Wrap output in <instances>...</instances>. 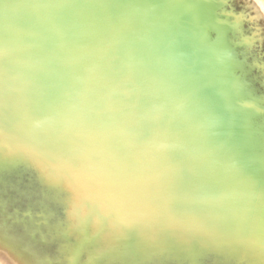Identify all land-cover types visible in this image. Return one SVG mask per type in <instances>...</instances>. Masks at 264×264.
<instances>
[{
  "label": "water",
  "instance_id": "1",
  "mask_svg": "<svg viewBox=\"0 0 264 264\" xmlns=\"http://www.w3.org/2000/svg\"><path fill=\"white\" fill-rule=\"evenodd\" d=\"M259 17L234 0H0V219L29 255L264 264ZM15 190L46 213L10 212Z\"/></svg>",
  "mask_w": 264,
  "mask_h": 264
},
{
  "label": "rangeland",
  "instance_id": "2",
  "mask_svg": "<svg viewBox=\"0 0 264 264\" xmlns=\"http://www.w3.org/2000/svg\"><path fill=\"white\" fill-rule=\"evenodd\" d=\"M234 3L237 4V8L239 10H245L247 14L253 17L256 16V14L260 16L259 23L263 28L261 31V35L263 36L262 51L264 52V0H234ZM251 26L254 27V24H251ZM21 199L22 198L20 194H18L16 190L11 193V202H13L14 205L10 209V212H13L16 209H19L21 212L26 209H30L35 213H46V207L40 205L38 206L34 197L29 200ZM66 231L67 230H65V232ZM65 232L64 234L66 238L64 239V242L68 243L67 239H69V237L67 232ZM16 233L17 232H15L14 229L8 226V221H6L4 218L0 219V249L4 247L9 252V255L7 256L2 252V250H0V264H39L41 262L40 258L38 259V257L36 258L35 255H29L27 253L28 248L31 247L32 244H28L23 233L21 234L20 232L19 235ZM70 250L71 249H69V251ZM68 255L69 253H67V256Z\"/></svg>",
  "mask_w": 264,
  "mask_h": 264
},
{
  "label": "flooded vegetation",
  "instance_id": "3",
  "mask_svg": "<svg viewBox=\"0 0 264 264\" xmlns=\"http://www.w3.org/2000/svg\"><path fill=\"white\" fill-rule=\"evenodd\" d=\"M235 4V3H234ZM235 6H237V4H235ZM239 10V9H238ZM259 25H261L260 23H259ZM254 26L256 27V25L254 24ZM261 27H262V25H261ZM262 30H263V28H262ZM24 216H22L21 217V220H23L24 218H23ZM39 217V216H38ZM23 218V219H22ZM26 220H27V218H25ZM31 219V217L29 218V220ZM49 219V220H48ZM48 219H45V218H35V221H37V222H40L41 223V226H43V225H45V223L46 222H51V221H53L54 223H53V226H55V224H56V226L58 227V226H60V224H62V221L60 220V219H50V218H48ZM24 221V220H23ZM57 235V234H56ZM53 236H55V234L53 235Z\"/></svg>",
  "mask_w": 264,
  "mask_h": 264
}]
</instances>
